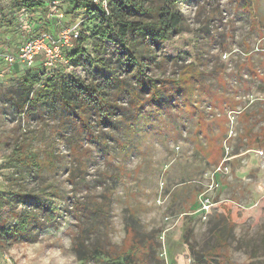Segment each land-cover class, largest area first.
I'll return each instance as SVG.
<instances>
[{"label": "rangeland", "instance_id": "374dc122", "mask_svg": "<svg viewBox=\"0 0 264 264\" xmlns=\"http://www.w3.org/2000/svg\"><path fill=\"white\" fill-rule=\"evenodd\" d=\"M40 1L20 17L22 9L0 0L2 47L13 52L37 34L56 38L74 26L89 37L86 12ZM178 7L184 31L156 47L147 42L156 62L145 73L157 80L159 103L111 43L98 52L103 65L63 64L54 55L48 66L39 55L29 69L54 73L55 85L71 74L101 84L118 111L105 122L98 106L73 110L60 98L18 116L21 72L2 73L0 196L56 195L54 221L32 205L43 228L1 243L0 264H113L106 252L135 243L147 264H264V0H182ZM93 43L80 45L95 56ZM106 63L132 94L106 80ZM90 250L92 258L81 260Z\"/></svg>", "mask_w": 264, "mask_h": 264}, {"label": "trees", "instance_id": "16d2710c", "mask_svg": "<svg viewBox=\"0 0 264 264\" xmlns=\"http://www.w3.org/2000/svg\"><path fill=\"white\" fill-rule=\"evenodd\" d=\"M11 1L19 10H33L42 5L40 0ZM180 1L182 0H105L106 5L104 6L101 3H95L93 0H63L65 13H74L80 10L87 13L85 21L82 20L81 22L84 21V24L86 23L88 26L87 34L89 35V37H85L86 33L82 34L83 31L79 29V38L74 40L75 43L73 42L72 46L67 49L65 56L73 66H84L86 62L100 63L103 58L98 55V52L100 50L103 51L111 43L118 51H122V54H125L123 60L126 65L128 67L133 66L136 69V75L139 78L138 82L142 85V88L151 90L150 100L159 103L157 80L147 76L145 73L146 69L156 62L155 55H149L151 49L147 46V42L156 47L157 43L166 41L175 34L184 31V16L178 7ZM86 38L94 40L92 47L94 52H96L95 56L91 55L86 47L80 45ZM136 43H143L145 45L144 49H137L135 47ZM143 52H147V55L143 54ZM101 64L103 65V62ZM39 65L40 63L37 66ZM32 67L18 69L19 67L17 66L15 69L8 70L9 73H6L13 75L16 70L21 72L18 76L21 78L19 83L21 90L17 92L14 103L18 116L22 113H29L35 106L56 102L58 98L64 103L65 108L73 110L78 107L84 108L87 105L98 106L100 121L105 122L110 118L109 116L117 114L118 111H113L115 109L114 104L108 97H105L101 84L86 83L79 75L71 74L68 79H64L62 76L59 77L57 79L58 83L55 85L53 78H51L54 73L51 74L52 72L43 70L37 76L29 75V69ZM103 71L110 72L106 80L112 79V84H118V87L120 86L121 89L127 90L130 94L134 92L124 87L125 85L123 81H120L113 63H106V67L103 66ZM182 71L185 72V69ZM43 77L45 79L42 80ZM179 80L183 79H168V81H173L175 85L181 86L183 82ZM163 81L165 79L160 80V82ZM35 83L39 84L32 90V86ZM31 91L32 93H30ZM134 94L136 95L134 99L136 103L140 102L139 95L137 93ZM123 113L122 110L120 115ZM23 158L24 156L21 157V159ZM47 195L46 201L37 192L29 193L11 190L9 193L5 194L4 192L0 196V244L8 242L10 239L24 238L29 236L30 230L36 229L37 231L43 228V223L37 218L39 211L32 206L34 204L42 210L43 220L48 224L54 221L55 215L51 208V200L56 194L50 193ZM19 203L24 204L22 209L11 210V208L17 207ZM9 204L13 206L7 209L11 220L5 224L1 215L5 211L3 207ZM137 249L138 247L135 243L125 252H106L105 256L113 264H147L145 256H137ZM145 254H148V252L145 251ZM93 255L92 250L87 251L81 257V260L88 261Z\"/></svg>", "mask_w": 264, "mask_h": 264}, {"label": "built area", "instance_id": "2783aa9c", "mask_svg": "<svg viewBox=\"0 0 264 264\" xmlns=\"http://www.w3.org/2000/svg\"><path fill=\"white\" fill-rule=\"evenodd\" d=\"M93 1L95 3H101L104 6L106 5L105 0ZM22 11L24 12L20 17L26 15L25 10L22 9L21 12ZM58 15L59 17H62L63 13L60 12ZM79 36V29L77 26H74L62 29L56 38L49 33L37 34L21 43L13 52L0 45V77L6 69H12L14 64L23 67H32L39 55H43L45 58L43 62L44 65H53L54 63H52L49 59H46V57L51 58L54 57V55L56 58L53 59L60 60L63 64H68L69 61L66 58L65 53L62 55L60 52L64 48L71 47L73 44L72 41L79 38ZM52 51H54V53H52ZM1 65H3V68H1ZM213 187L214 183L211 185V188Z\"/></svg>", "mask_w": 264, "mask_h": 264}]
</instances>
